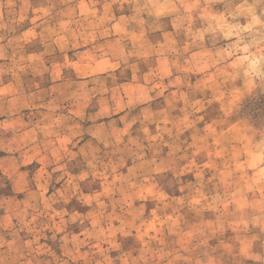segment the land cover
I'll list each match as a JSON object with an SVG mask.
<instances>
[{"label":"rangeland","instance_id":"374dc122","mask_svg":"<svg viewBox=\"0 0 264 264\" xmlns=\"http://www.w3.org/2000/svg\"><path fill=\"white\" fill-rule=\"evenodd\" d=\"M261 14L264 0H0V255L13 243L36 264H249L264 253V179L245 166L250 131L264 135V88L247 90L242 51L218 55L241 28V49L255 45ZM137 133L162 143L120 171L109 155L111 178L89 177L93 148L124 151ZM134 168L153 182L137 186L131 215H144L129 230L123 179L105 213L87 201Z\"/></svg>","mask_w":264,"mask_h":264},{"label":"clouds","instance_id":"9594fccd","mask_svg":"<svg viewBox=\"0 0 264 264\" xmlns=\"http://www.w3.org/2000/svg\"><path fill=\"white\" fill-rule=\"evenodd\" d=\"M92 15H95V13H92ZM254 29H256L260 34L261 38L258 40L255 45L252 44H244L243 48L241 49L240 45L243 42V37L245 34H247L250 29L248 28H241L238 32L235 33L237 37V47L230 48L226 52H223L219 55L220 60H227L228 57L235 58L236 53L242 51L244 54L236 60V71L238 74L242 75L243 78L247 81V90H252L254 88L260 87L264 88V14H261L256 22L252 25ZM259 48L260 51L256 52V48ZM252 49V51H250ZM253 52H256L255 55H253ZM243 94V93H241ZM234 109V106H233ZM233 109H229L228 114L225 116V119H235V117L232 115ZM250 136L254 138L253 142L250 143L249 148L250 151L255 154V158L252 160L251 164H246V167H249L251 170H258V175L264 179V135H260L257 132H251ZM137 135H140V143L129 146L128 149H125L121 152H114L112 151V148L105 149L103 145H98L99 151L96 150V148H93L90 152V161H89V169H88V175L89 177L93 172L100 171L102 169L103 173L106 174L109 179L113 175V168L111 165L107 163L109 159V155L111 156L112 163L115 165V170L120 171L123 168V165L125 162H131L134 166L136 164L137 159H144L146 157L147 151H149L148 148L143 147V145L146 144H160L162 141L157 138L155 141L148 140L145 141L143 134L137 133ZM35 137H33L34 139ZM258 139V143L255 142V140ZM115 148H123V144H121L119 141L115 142L113 145ZM105 153H108V155H105ZM179 151L176 152V155H179ZM122 157V159H117V157ZM103 162V163H102ZM182 162V161H181ZM83 179V178H82ZM123 179L124 185L127 186V190L131 193H133L132 197L129 200L124 201V205H127L128 207L125 208L124 206H121L120 212L122 217V227H125L126 229H129L128 224L126 223L128 220H132V227L135 226L136 223H138L143 218L142 212H137L134 216L131 215V201L132 199H135V192L137 189V186L139 184H151L153 181L151 179V175L145 171L143 174H141L139 171L135 170H129L128 176L126 178H119L117 182H110L106 185V191L99 193V195L89 199L87 203L92 204L94 207L98 204V212L103 214L107 211L108 205L106 203H103L102 201L105 200H112L114 198V195L117 192L118 188V182ZM135 180L137 183L128 185L127 181ZM123 186V185H122ZM93 187H95V184H93ZM70 191V189H69ZM75 195V193H72ZM145 196L148 195V193L144 194ZM50 207V206H49ZM10 217H12L13 220L20 219V218H26L27 215V209L24 213H16L12 212L10 210L9 212ZM81 219L79 217H73V221ZM67 221L61 220L60 222V229L63 230L65 227ZM7 232L4 234L7 236L8 232L12 234V239L15 241L16 236L18 235V228L17 225L12 222V220H9V222L6 225ZM120 229H116V231H119ZM64 243L68 247H74L73 245V238L67 237L64 241ZM75 246H79L78 244ZM0 247H3V244H0ZM33 249L35 250V242H33ZM40 259H43L41 257ZM50 259V258H49ZM66 260V264H81L79 260L73 261L72 259H69L68 257L64 258ZM0 264H36V260L33 258L32 254L25 253L22 257V246H17L15 243L9 248L6 249L5 252L0 255ZM54 264H60L59 261H55ZM132 264V262H130ZM135 264H139V262H135ZM249 264H264V253H261L259 255H256L254 257L250 258Z\"/></svg>","mask_w":264,"mask_h":264},{"label":"crops","instance_id":"0c3cea01","mask_svg":"<svg viewBox=\"0 0 264 264\" xmlns=\"http://www.w3.org/2000/svg\"><path fill=\"white\" fill-rule=\"evenodd\" d=\"M30 28H31V27H29L28 29H25V31H23V33L29 31ZM109 59H110V58H109ZM110 60H111V59H110ZM112 61H113V62H116L115 60H112ZM44 140H45V137H44ZM60 147H61V145L53 146V148L44 147V156H47V155H48V157H51L49 153L54 154L55 151L58 152L59 149H60ZM62 148H63V146H62Z\"/></svg>","mask_w":264,"mask_h":264}]
</instances>
